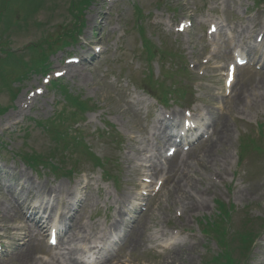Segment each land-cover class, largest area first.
<instances>
[{"label": "rangeland", "instance_id": "obj_1", "mask_svg": "<svg viewBox=\"0 0 264 264\" xmlns=\"http://www.w3.org/2000/svg\"><path fill=\"white\" fill-rule=\"evenodd\" d=\"M26 1L13 0V10L18 12L21 8L19 4ZM78 1L42 0L41 9L33 13L32 18L27 23L19 20L22 25L11 29L12 34H9L10 41L7 43V47L10 46L15 53H21L23 58L29 59L30 52L26 51V45L40 41L37 49L45 50L48 48V43L57 40H51V36L56 37L60 33V38H64V35L68 34L67 32L71 27L73 28L79 14H81L79 12L74 16L72 13L71 5L73 2ZM101 4H103V0H92L84 13L83 29L88 28V38H90L89 33L91 36V30H93L95 37H98V31L96 27H93L94 24L91 26V23L94 22L96 14L101 12ZM184 5H187V7H184ZM175 6L180 7L175 17H179L180 12L184 13L185 16L195 12L194 27L185 36H175L162 27L163 20L168 18V15H173L171 10ZM137 8L140 13L137 12ZM114 9V18L117 17V12H119L118 23L114 21L109 24L102 33V41H109L110 36H112L114 42L118 41L117 37L121 40L116 45L113 42H108V55L103 57L100 63L97 64L95 73L93 70H91L92 74L87 72V80L79 82L78 79L74 81L65 79L62 84L67 86L70 94L79 95L82 100H88L94 105L95 109L84 114L85 123L80 127L83 129L86 145L98 158L107 160L105 169L108 173L116 176L118 182L114 184L112 181L104 179L102 170L93 166L85 157H82L81 161L76 157L69 158V156L64 158L58 156L57 158V160H63L66 163L63 168H69V164L78 161V169L80 172H84L90 180L86 195V206L81 211L82 222L88 227L96 228L101 232L111 224L117 210H123L121 200L134 198L133 179L134 175L137 179L138 174L137 171L134 172L133 170H136L135 164L134 167H131L132 171L129 169L130 166L126 165V155L122 154L117 145L113 144L111 139L99 138L98 133L108 129V124H111L120 135L125 133L127 136L137 139V141L141 140L143 136L139 133L143 129L142 124L148 123L146 122L148 121L146 112L153 114L155 111L154 104L148 102L147 99L146 102L150 107H147L148 104L143 101L142 106L139 105L140 101H133L139 107H143L140 114L141 119L137 114L126 109L125 93L132 95L134 91L140 93L137 89L138 85L136 87L134 82L138 83L145 77H148L152 82L158 81L159 84L155 85L156 88L160 86L168 88L172 82L179 81L178 76L162 78L163 73H170L169 68L175 60L167 58L165 61H160L158 57H154L152 60L147 61L144 55L139 54V51H142V41L146 40L153 47L163 49L164 52H180L184 57V63L190 64L198 62L201 46L202 44L205 45L199 24L207 18H217L222 24H227V27H235L234 35L236 38H239L237 30L239 31L244 27L253 29L264 27V10L262 8L257 9L254 6V0H118ZM112 29H116L114 34L110 32ZM62 32L64 33L62 34ZM5 45L6 43H1L0 49ZM79 47L78 44H75L74 47H69L50 56L48 59L50 67L57 68L59 62L68 53L75 52V54H78L81 52L82 49H79ZM196 69L194 72H196ZM4 72L6 70L4 66H1L0 80L2 82H5ZM241 74L246 76L252 84L251 71L242 70L240 71ZM207 75L203 79L194 77V80H200L199 88L195 89L189 87L187 81L182 78L181 86L190 89V98L194 99L193 92H195L200 99L207 102L209 100V90L215 96L220 97V91L213 89L212 83L207 81ZM40 77V74L30 72L22 82L11 84L8 76L6 80L8 90L0 85V107L10 108L7 113L0 116V139L5 144V149H1L0 152L3 153L6 160L16 162L19 168L27 167L28 169L25 170L24 175L30 177H28L31 181L28 183L29 186L33 183L34 187H39L40 193H43L44 190L55 187L59 183L68 184L67 186H69V179L76 176L55 177L46 170L36 175L34 169L23 163L19 154L23 156L34 152L48 153V149L52 147L53 142L43 132L42 128L34 126L32 121H46L53 118L62 105L53 104L51 98L54 96L57 101H62L63 98L56 90H51L36 102L33 110L29 111L28 115L31 121H25L22 128L9 134L1 132L2 126L8 122L9 117L18 114V103L24 99L26 92L32 88L34 90L38 84L41 88ZM250 84L238 82L235 89L236 99H234L237 100V107L235 108L237 112H234L235 102L232 104L233 100L224 102L226 111L223 117L217 120V127L220 126L221 129L225 127L228 133L227 140H229L224 148L217 153L216 158L221 157V160L217 161V165L206 166V168H200L196 166V162H193L189 168H186L179 175V180H183L181 191L189 193L197 203L203 201L204 206L199 211L184 213L180 219H176L174 217L175 212L179 209L177 203L180 199L183 200L180 197H184L185 202H188L185 197L187 195L183 194V196L178 197V194L169 195L170 191L164 190L160 197L150 203L143 219H139L140 224L136 229L145 230L144 242L137 249H133L129 245L132 250H128V247L125 246L123 254L125 263L119 262L116 264H204L208 258L216 255L219 249L211 237L202 234L200 222L214 218L217 214V200L225 208L227 206L235 207V212L228 224L229 243L233 233L237 234L241 230L245 219L253 220L255 225L252 226V230H257L260 224H264V156L252 154V156L246 158L245 164H239L238 160L240 135L255 133L257 124H262L264 127V103L260 102V98L264 94V87L255 83L248 86ZM14 92L17 95L15 99H12ZM130 100L133 99L130 98ZM217 100L219 104H222V99L217 98ZM218 107L220 105H216L212 109V114H215L212 116L213 118L219 117ZM219 133H222V131L220 130ZM200 152L201 150L196 151L192 155ZM128 155L131 156L133 153ZM53 163L57 164L58 162L54 161ZM9 164L11 165V163ZM11 170L9 172H12ZM18 170L14 171V177H11L9 173L6 174L8 179L0 175V178L3 176V186L12 189L13 192L20 183L25 182L24 175L21 177L20 173L17 172ZM219 173L220 176L217 177ZM17 180H20L19 184H17ZM191 185L192 187H190ZM167 188L171 189V185L169 184ZM206 190L208 191L205 193ZM0 201L13 204L10 195H7L1 188ZM258 219V223L254 221ZM173 227L185 228L192 233L191 235L184 234L188 239L182 238L183 241H186L181 245L185 246L183 249L168 253L158 245L166 242ZM234 244L235 257L239 262L243 263V260H248L245 264H264V231L256 241L252 252L246 258L243 255H236L238 242L235 239ZM172 253L174 254L173 259H171ZM4 263L8 264L10 262L7 260L1 264Z\"/></svg>", "mask_w": 264, "mask_h": 264}, {"label": "bare ground", "instance_id": "obj_2", "mask_svg": "<svg viewBox=\"0 0 264 264\" xmlns=\"http://www.w3.org/2000/svg\"><path fill=\"white\" fill-rule=\"evenodd\" d=\"M227 55V53L223 52V54L220 56L225 57ZM78 66H74L71 68V72H76L77 71ZM80 77L84 78V73L82 74V72L79 73ZM248 81H246L247 83ZM258 83L263 84L264 83V76L260 75L259 79L257 81ZM235 109V108H234ZM171 117L172 118H180L179 114L177 113H171ZM152 125H150L148 128H145V132L147 133L148 137H150L151 139H156V140H160L162 141L164 144L165 143H169L170 142V138L168 136H165V128L163 125V116L161 114V116L156 117L153 122L151 123ZM157 124V128L160 132V134H157L156 132V127L155 125ZM226 126V125H225ZM222 133H215V137H211V139H209V141L205 140L201 143L202 146V150L199 154L196 155H186L185 157H176V159H171L169 160L167 163L163 164V167L158 168V166L156 167H150L148 168V171L151 173V177H155L157 175L162 174V177H164V184L170 182L171 185V189L166 188V190H169L170 193H168L169 195L172 194H178L177 196H183V194L187 195L185 196L188 200V202H185V198L184 197H180L183 200H179L178 201V207L181 209V211L183 213H187V212H194V211H199L203 206H204V202H198L195 200V198L193 196H191L189 193H185L182 190V182L183 180H179V173L180 171H183L186 168H189V166L191 165V163L196 162V166L200 167V168H206V166L212 167L217 165V163L221 160V157L218 159L216 158L217 153L222 150L224 148V146L227 144V142L229 140H227V131L225 130V127L221 129ZM203 137V136H202ZM200 137L198 140L194 141V143H200L203 138ZM147 138H144L143 141L141 143H139L140 145H144V147H138L136 150L140 151L141 148H145L147 144ZM166 138V139H165ZM227 140V141H226ZM207 141V142H206ZM164 147V146H163ZM158 147L155 146L151 149V151H153L155 154L157 153ZM218 161V162H217ZM222 173V172H221ZM220 175V173H219ZM218 176V175H217ZM161 184V183H160ZM169 185V184H168ZM184 187V186H183ZM192 187V185L190 186ZM58 188L61 190L60 191V195L61 197L64 195L65 193V186L63 185H59ZM161 190H163V187H161ZM26 192H28V189H25ZM208 190L205 191V193ZM178 192V193H177ZM67 193V190H66ZM61 200V199H60ZM59 200V201H60ZM7 201H1L0 202V223L1 224H5L6 227L8 226V224H10L13 221H22V217L24 216L23 213H21V204L22 203H18L16 202V207L13 208V204H8L6 203ZM187 205H189L190 207H188ZM73 225H77L78 228H81V231H83L82 227L83 225L78 223V221H75L73 223ZM117 222L113 221L110 226L108 227V229H117ZM26 230L28 229H24V235L25 237H28V235H26ZM92 232V230L90 231ZM29 235L31 236V231L28 230ZM90 236L92 235V233L89 234ZM145 239V230H141V228H137L131 235V240L129 242V245L132 246V248H137L139 245H141L144 242ZM29 244L28 245H24L23 247H21L19 250H17L10 258H9V262L8 264H44L41 263V259L35 256V249L36 246L34 244V242L28 241ZM179 250H181L182 248H178ZM173 253L171 254V259H173ZM17 261L15 263H13L12 261ZM6 264V263H4Z\"/></svg>", "mask_w": 264, "mask_h": 264}]
</instances>
